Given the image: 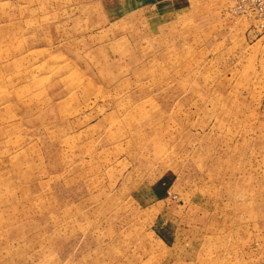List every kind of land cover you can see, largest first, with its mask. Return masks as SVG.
Segmentation results:
<instances>
[{"label":"rangeland","instance_id":"rangeland-1","mask_svg":"<svg viewBox=\"0 0 264 264\" xmlns=\"http://www.w3.org/2000/svg\"><path fill=\"white\" fill-rule=\"evenodd\" d=\"M230 0H0V264H264V32Z\"/></svg>","mask_w":264,"mask_h":264},{"label":"built area","instance_id":"built-area-1","mask_svg":"<svg viewBox=\"0 0 264 264\" xmlns=\"http://www.w3.org/2000/svg\"><path fill=\"white\" fill-rule=\"evenodd\" d=\"M229 13L250 22L257 32H264V0H230Z\"/></svg>","mask_w":264,"mask_h":264},{"label":"crops","instance_id":"crops-1","mask_svg":"<svg viewBox=\"0 0 264 264\" xmlns=\"http://www.w3.org/2000/svg\"><path fill=\"white\" fill-rule=\"evenodd\" d=\"M144 1H148V0H144ZM149 1H151L153 4L157 5V4H159L160 2L170 1V0H149Z\"/></svg>","mask_w":264,"mask_h":264}]
</instances>
